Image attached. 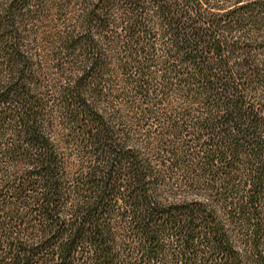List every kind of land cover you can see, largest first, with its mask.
<instances>
[{"label":"trees","instance_id":"16d2710c","mask_svg":"<svg viewBox=\"0 0 264 264\" xmlns=\"http://www.w3.org/2000/svg\"><path fill=\"white\" fill-rule=\"evenodd\" d=\"M0 264H264V0H0Z\"/></svg>","mask_w":264,"mask_h":264}]
</instances>
